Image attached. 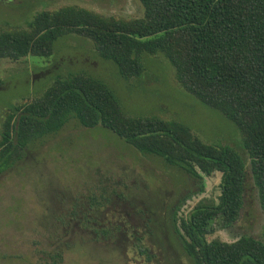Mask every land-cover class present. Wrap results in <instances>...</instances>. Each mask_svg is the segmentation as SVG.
I'll return each instance as SVG.
<instances>
[{"label":"trees","instance_id":"16d2710c","mask_svg":"<svg viewBox=\"0 0 264 264\" xmlns=\"http://www.w3.org/2000/svg\"><path fill=\"white\" fill-rule=\"evenodd\" d=\"M139 2L143 16L127 21L72 6L40 11L24 29H0V59L49 57L55 41L70 34L89 40L97 56L111 62L123 79L142 73V55L162 56L183 91L238 130L262 212L261 239L206 238L215 222L221 228L230 226L241 207L245 163L232 148L205 144L176 120L126 116L103 83L82 74L56 78L37 98L8 108L0 124V174L19 160L28 143L56 134L70 120L85 129L100 126L136 152L161 159L188 178L200 182L219 173L215 202L199 201L176 216L188 194L177 197L168 210L190 264H264V0ZM116 197L125 201L123 195ZM104 201L89 197L83 209L71 207L59 224L73 221L94 241L111 238L119 227L99 216ZM130 236L133 251L149 262L154 256L142 238ZM49 259L47 264H59L60 252Z\"/></svg>","mask_w":264,"mask_h":264},{"label":"rangeland","instance_id":"374dc122","mask_svg":"<svg viewBox=\"0 0 264 264\" xmlns=\"http://www.w3.org/2000/svg\"><path fill=\"white\" fill-rule=\"evenodd\" d=\"M67 6L125 21L143 16L139 0H0V29H24L36 13ZM53 50L45 58L0 59V124L10 106L37 98L56 78L82 74L96 79L112 92L124 115L176 120L201 142L232 148L245 163L241 207L230 226L215 222L206 238L261 239L262 212L238 130L183 91L162 56L142 55V73L123 79L85 38L60 37ZM218 180L217 172L200 182L188 178L100 126L85 129L70 120L56 134L28 143L19 160L0 174V264H47L55 252H60L59 264H190L168 210L188 194L176 216L199 201L215 202ZM122 195L125 201L116 197ZM91 196L107 200L99 216L119 227L109 239L94 241L73 221L59 224L71 207L83 209ZM130 234L142 238L154 256L149 262L133 251Z\"/></svg>","mask_w":264,"mask_h":264}]
</instances>
